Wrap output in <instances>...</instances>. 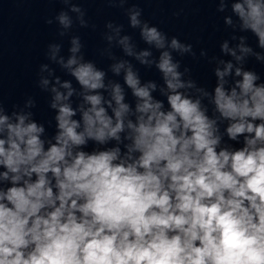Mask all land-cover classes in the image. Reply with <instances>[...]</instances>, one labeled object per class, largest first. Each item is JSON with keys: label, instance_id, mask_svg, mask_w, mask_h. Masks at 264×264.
I'll use <instances>...</instances> for the list:
<instances>
[{"label": "clouds", "instance_id": "obj_1", "mask_svg": "<svg viewBox=\"0 0 264 264\" xmlns=\"http://www.w3.org/2000/svg\"><path fill=\"white\" fill-rule=\"evenodd\" d=\"M58 2L46 23L60 42L37 73L54 115L35 119L33 96L9 112L0 95V264H264V80L247 67L264 66V0H213L228 38L199 57L129 0H106L147 45L107 21L106 70L74 34L96 29L86 9ZM186 55L214 65L211 88Z\"/></svg>", "mask_w": 264, "mask_h": 264}]
</instances>
